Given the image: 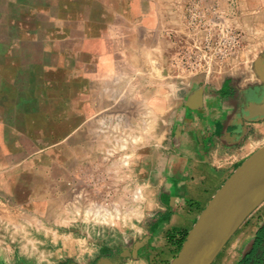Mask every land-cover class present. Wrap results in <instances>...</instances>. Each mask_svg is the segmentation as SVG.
I'll return each mask as SVG.
<instances>
[{"label": "rangeland", "instance_id": "obj_1", "mask_svg": "<svg viewBox=\"0 0 264 264\" xmlns=\"http://www.w3.org/2000/svg\"><path fill=\"white\" fill-rule=\"evenodd\" d=\"M220 2L188 0L187 38L170 35L162 66L141 56L131 67L112 65L102 88L54 75L59 86L33 119L37 133L12 153L0 150V264H132L144 256L178 125L170 81L244 76L264 56L262 11L251 16V0Z\"/></svg>", "mask_w": 264, "mask_h": 264}, {"label": "crops", "instance_id": "obj_2", "mask_svg": "<svg viewBox=\"0 0 264 264\" xmlns=\"http://www.w3.org/2000/svg\"><path fill=\"white\" fill-rule=\"evenodd\" d=\"M259 1L251 0V16L261 11L264 16ZM187 3L0 0V150L12 153L37 133L33 119L50 105L49 89L59 86L57 74L68 73L87 88H102L112 65L131 67L141 56L146 62L155 57L151 63L162 66L170 35L187 38ZM220 6V0H212L213 8ZM234 12L237 16V6ZM170 85L174 92L169 112L178 125L166 147L157 209L147 226L148 244L142 258H130L132 264H169L216 191L264 145V81L254 66L244 76L180 77ZM263 227L264 202L211 264H240Z\"/></svg>", "mask_w": 264, "mask_h": 264}, {"label": "water", "instance_id": "obj_3", "mask_svg": "<svg viewBox=\"0 0 264 264\" xmlns=\"http://www.w3.org/2000/svg\"><path fill=\"white\" fill-rule=\"evenodd\" d=\"M263 58L254 70L264 81ZM264 202V145L247 157L216 191L169 264H211L246 218ZM96 264H113L100 260Z\"/></svg>", "mask_w": 264, "mask_h": 264}, {"label": "flooded vegetation", "instance_id": "obj_4", "mask_svg": "<svg viewBox=\"0 0 264 264\" xmlns=\"http://www.w3.org/2000/svg\"><path fill=\"white\" fill-rule=\"evenodd\" d=\"M240 264H264V227L258 231L252 248Z\"/></svg>", "mask_w": 264, "mask_h": 264}, {"label": "trees", "instance_id": "obj_5", "mask_svg": "<svg viewBox=\"0 0 264 264\" xmlns=\"http://www.w3.org/2000/svg\"><path fill=\"white\" fill-rule=\"evenodd\" d=\"M185 237H186V234H184V235H183V237H182V240H184V239H185ZM180 246H181V245H179V247H178V249H177V252L179 251V249H180ZM119 258H120L119 256H116V260H117V259H119Z\"/></svg>", "mask_w": 264, "mask_h": 264}, {"label": "built area", "instance_id": "obj_6", "mask_svg": "<svg viewBox=\"0 0 264 264\" xmlns=\"http://www.w3.org/2000/svg\"><path fill=\"white\" fill-rule=\"evenodd\" d=\"M231 37V36H230ZM231 39L234 41V43H235V40H236V38L233 36V37H231ZM230 51H231V49L230 50H227L226 51V53H230Z\"/></svg>", "mask_w": 264, "mask_h": 264}]
</instances>
